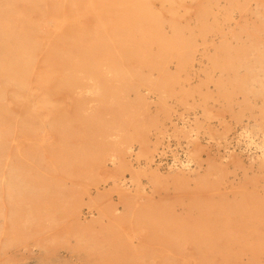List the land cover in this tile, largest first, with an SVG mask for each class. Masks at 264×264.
Masks as SVG:
<instances>
[{
	"label": "rangeland",
	"instance_id": "374dc122",
	"mask_svg": "<svg viewBox=\"0 0 264 264\" xmlns=\"http://www.w3.org/2000/svg\"><path fill=\"white\" fill-rule=\"evenodd\" d=\"M140 1L164 45L89 68L56 55L43 92L4 46L0 264H264V92L246 67L264 51V0ZM138 9L117 8L146 26ZM41 44L30 67L49 62Z\"/></svg>",
	"mask_w": 264,
	"mask_h": 264
},
{
	"label": "bare ground",
	"instance_id": "6f19581e",
	"mask_svg": "<svg viewBox=\"0 0 264 264\" xmlns=\"http://www.w3.org/2000/svg\"><path fill=\"white\" fill-rule=\"evenodd\" d=\"M137 1L138 5L134 4V1L132 0H0V69L6 68V63H8L2 58L4 46H14L15 48H13L12 51L15 53V55L20 54L23 58H21L20 56L19 58L25 60L22 72L25 73V78L27 77V88L30 90L31 84H35L36 87H39L38 90L43 92L45 90L44 85L48 83L53 77L51 68L54 65H50V63L53 61L51 58H56V55L62 57L66 55L67 57H71L67 59H69L70 61H76L79 67H82L84 65L83 63H80L83 59H89L87 66L85 65V67L89 68L93 65V63L90 62V57L96 56L97 54L102 55V64L105 63L104 61L106 57L107 60H110V64L112 65V54H115L117 56L122 52L128 54L129 52L138 49V46L143 44L140 43V41L149 42L155 39H161L158 40V42H162V45H164V39L159 33H157L153 19L145 16L143 13L141 15L140 13L144 9V4H142L141 1L139 2V0ZM125 3H127V6H137L138 8H142L137 10V14L140 13V19L145 22L144 24L146 26H143L142 23L130 25V20H128L126 13H122L121 10H117L119 5H123ZM145 4L147 5V3ZM94 38L96 39V42L94 41ZM251 38H253V36ZM29 41H35L37 43L41 42L43 45H46V47L48 46L46 57L49 58V62L46 67L44 63H41L43 66L30 67L32 48L28 46ZM252 41L256 42L257 40L252 39ZM23 43H26L27 45ZM257 43L258 42L254 43V45L252 44V48L250 50H253V47L255 48L257 46ZM42 44L39 47H42ZM16 47H19L20 49L17 50ZM248 52L249 51L246 52V50H243V53L240 55L241 61L244 59ZM260 53L261 54L258 53L256 56H254L255 59H252L250 64L246 67L252 74V81L257 82L261 92L263 93L264 77L262 78L261 75L264 74V51L262 50V52ZM5 56L7 57V53L5 54ZM95 61L98 62L97 57ZM100 64L101 63H99V65ZM235 67V65H232V68ZM57 71L60 72L58 67H56V72ZM258 73H260L261 75ZM16 75V70L10 71V78L15 77ZM85 76H87L86 78H88L89 80L93 75L92 72H86ZM242 76L244 77V75ZM77 80H80V78L76 79L74 82L78 83ZM88 83L80 87L81 90L78 92L82 93L96 90V92L99 93L98 90H101V88L99 89V83L97 81H94L95 84ZM26 92L28 93L27 90ZM14 97L16 98V95L12 94L11 100H14ZM48 101L49 100L47 98V95L42 93L41 96L33 101L31 106L32 113H38V110L45 108L49 103ZM25 104L26 102H24L23 106ZM21 116L22 115L19 114V116H17L16 118L21 119ZM54 117V114L50 115L51 121L54 119ZM27 120L31 121L30 118H27ZM58 123L56 124V126H59ZM52 124H54V122ZM4 132L8 133L7 130H4ZM4 132H0L1 140H3L5 136ZM18 139L21 142L23 138ZM19 141L16 139H11V145L8 144L9 146H11V152L13 154L15 153L17 155V151L19 150ZM12 143L14 144V146ZM0 179H2V175ZM2 230L3 229L0 228V234L3 232ZM206 238V235H202L200 236L199 240L205 247L208 246L205 240ZM202 244H199V246Z\"/></svg>",
	"mask_w": 264,
	"mask_h": 264
}]
</instances>
